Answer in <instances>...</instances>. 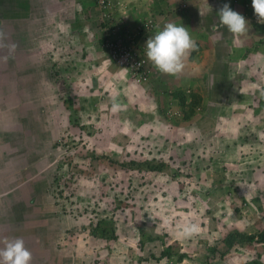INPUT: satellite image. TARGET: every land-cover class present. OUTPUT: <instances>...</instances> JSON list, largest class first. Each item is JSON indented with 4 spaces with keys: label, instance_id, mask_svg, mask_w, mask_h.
I'll use <instances>...</instances> for the list:
<instances>
[{
    "label": "rangeland",
    "instance_id": "obj_1",
    "mask_svg": "<svg viewBox=\"0 0 264 264\" xmlns=\"http://www.w3.org/2000/svg\"><path fill=\"white\" fill-rule=\"evenodd\" d=\"M75 1L84 35L60 0H0V247L23 239L32 264H264L263 243H224L264 230V23L252 0ZM224 3L248 21L244 35L213 30ZM167 23L197 43L178 76L146 55ZM179 92L201 96L187 121ZM113 99L126 109L113 113ZM186 221L201 233L178 238Z\"/></svg>",
    "mask_w": 264,
    "mask_h": 264
},
{
    "label": "clouds",
    "instance_id": "obj_2",
    "mask_svg": "<svg viewBox=\"0 0 264 264\" xmlns=\"http://www.w3.org/2000/svg\"><path fill=\"white\" fill-rule=\"evenodd\" d=\"M252 7L259 23H264V0H252ZM218 22L213 30L227 29L234 35H244L248 31V21L238 12L233 11L227 3L220 5ZM147 58L156 69L167 75L178 76L185 67V60L192 51L197 49V43L184 26L167 23L163 30L158 31L146 42ZM126 109L125 105L113 99L111 111L119 113ZM201 233V226L192 221H186L178 230L177 237L191 239ZM0 264H32V253L25 246L23 239L7 240L0 247Z\"/></svg>",
    "mask_w": 264,
    "mask_h": 264
},
{
    "label": "trees",
    "instance_id": "obj_3",
    "mask_svg": "<svg viewBox=\"0 0 264 264\" xmlns=\"http://www.w3.org/2000/svg\"><path fill=\"white\" fill-rule=\"evenodd\" d=\"M257 27H261L260 24H256ZM103 40H101L102 42ZM178 97V104L182 113V119L187 121L191 119V117L194 115L196 108L200 105L201 102V96L198 93L191 92L189 93V96H191V99L187 100V95L179 93H173ZM128 168H142L148 171H154V170H162L165 163H154L153 161H141L137 162L135 160L128 161L127 164ZM237 238L243 239L247 243H263L264 244V230L257 232L255 234H245L240 231H232L229 233L226 238L224 239V243L228 248H231L235 245ZM170 245H167L164 247L161 251V256L164 257H170ZM178 260H181L182 255H180Z\"/></svg>",
    "mask_w": 264,
    "mask_h": 264
},
{
    "label": "crops",
    "instance_id": "obj_4",
    "mask_svg": "<svg viewBox=\"0 0 264 264\" xmlns=\"http://www.w3.org/2000/svg\"><path fill=\"white\" fill-rule=\"evenodd\" d=\"M61 1L62 0H60V2ZM74 4H76V1L75 0H64V1L61 2V5L64 6L65 10L66 11H69L68 12L69 17L75 19V20H72V22L70 23V27L69 28H71V30H74V28L76 26V28L78 30H81V35H84V34L87 33V29H85L84 26L82 25V23L75 18L74 11H73L74 9H72V7H73ZM75 32H77V30ZM0 89H1V87H0ZM59 258L61 259V257H58L56 260H58ZM60 261H62V260H60ZM61 264H62V262H61Z\"/></svg>",
    "mask_w": 264,
    "mask_h": 264
},
{
    "label": "built area",
    "instance_id": "obj_5",
    "mask_svg": "<svg viewBox=\"0 0 264 264\" xmlns=\"http://www.w3.org/2000/svg\"><path fill=\"white\" fill-rule=\"evenodd\" d=\"M186 6H187V4H186V0H182L181 7H182V8H185Z\"/></svg>",
    "mask_w": 264,
    "mask_h": 264
}]
</instances>
